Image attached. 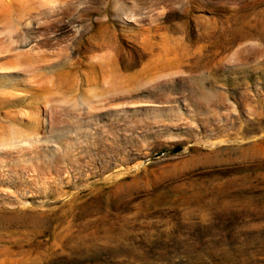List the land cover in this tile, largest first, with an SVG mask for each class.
I'll return each instance as SVG.
<instances>
[{
  "label": "rangeland",
  "instance_id": "374dc122",
  "mask_svg": "<svg viewBox=\"0 0 264 264\" xmlns=\"http://www.w3.org/2000/svg\"><path fill=\"white\" fill-rule=\"evenodd\" d=\"M0 264H264V0H0Z\"/></svg>",
  "mask_w": 264,
  "mask_h": 264
},
{
  "label": "bare ground",
  "instance_id": "6f19581e",
  "mask_svg": "<svg viewBox=\"0 0 264 264\" xmlns=\"http://www.w3.org/2000/svg\"><path fill=\"white\" fill-rule=\"evenodd\" d=\"M175 48V47H174ZM172 52V51H171ZM171 60V59H170ZM181 62V61H180ZM163 63H165V60H163Z\"/></svg>",
  "mask_w": 264,
  "mask_h": 264
}]
</instances>
